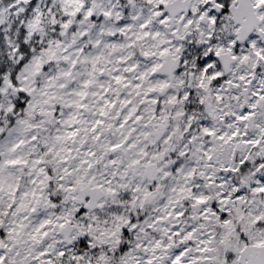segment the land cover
Returning a JSON list of instances; mask_svg holds the SVG:
<instances>
[{
	"label": "snow or ice",
	"instance_id": "snow-or-ice-1",
	"mask_svg": "<svg viewBox=\"0 0 264 264\" xmlns=\"http://www.w3.org/2000/svg\"><path fill=\"white\" fill-rule=\"evenodd\" d=\"M0 264H264V0H0Z\"/></svg>",
	"mask_w": 264,
	"mask_h": 264
}]
</instances>
